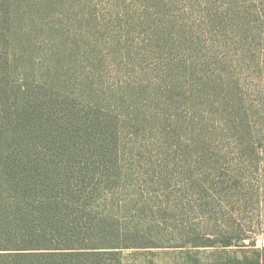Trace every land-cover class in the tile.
<instances>
[{"label": "rangeland", "instance_id": "rangeland-1", "mask_svg": "<svg viewBox=\"0 0 264 264\" xmlns=\"http://www.w3.org/2000/svg\"><path fill=\"white\" fill-rule=\"evenodd\" d=\"M258 2L59 5L79 92L118 129L107 136H118L122 177L101 203L140 231L141 245L118 249L109 264H264ZM241 6L249 17L231 12Z\"/></svg>", "mask_w": 264, "mask_h": 264}, {"label": "trees", "instance_id": "trees-1", "mask_svg": "<svg viewBox=\"0 0 264 264\" xmlns=\"http://www.w3.org/2000/svg\"><path fill=\"white\" fill-rule=\"evenodd\" d=\"M61 3L0 0V264H109L141 245L101 203L122 177L118 129L79 92Z\"/></svg>", "mask_w": 264, "mask_h": 264}, {"label": "built area", "instance_id": "built-area-1", "mask_svg": "<svg viewBox=\"0 0 264 264\" xmlns=\"http://www.w3.org/2000/svg\"><path fill=\"white\" fill-rule=\"evenodd\" d=\"M257 244L258 246H260L261 248H264V238H260L257 240Z\"/></svg>", "mask_w": 264, "mask_h": 264}]
</instances>
